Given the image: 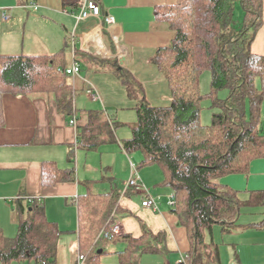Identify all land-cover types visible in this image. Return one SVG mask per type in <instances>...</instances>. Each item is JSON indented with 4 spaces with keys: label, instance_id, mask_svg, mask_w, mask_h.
<instances>
[{
    "label": "trees",
    "instance_id": "trees-1",
    "mask_svg": "<svg viewBox=\"0 0 264 264\" xmlns=\"http://www.w3.org/2000/svg\"><path fill=\"white\" fill-rule=\"evenodd\" d=\"M62 1L70 13L77 14L82 5V0ZM237 2L244 13L240 27L235 18ZM155 15L175 33L151 59L169 83L170 104H152L145 85L130 69L115 59L96 57L101 69L110 68L136 102L137 121L129 123V137L118 140L117 130L124 123L103 108L77 107L78 93L89 87L76 82L82 72L79 61L91 64L93 56L75 47L79 58L75 62L81 70L79 75L69 74L67 68L74 64L67 65L69 40L53 54L0 53V127L6 123V94L55 98L70 123L75 120L76 147L92 151L119 142L126 153L142 154L141 167L159 165L164 175L161 184L176 195L172 210L192 239L187 264H222L219 244L208 238L214 225L219 223L223 232H231L242 226L239 219L244 206H264V191H252L244 199L238 190L220 182L223 176L248 172L254 158L264 157V54L252 49L264 25V0H175L159 6ZM206 69L211 71V92L204 95L200 76ZM223 89L229 95L218 98ZM206 97L218 109L208 125L201 121V103ZM75 153L71 147L70 165L64 168L56 161H43V185L76 181ZM121 195L117 188L107 192L88 189L78 195L77 254L78 259L85 255L84 264H99L97 246L104 240L100 233L119 214H129L120 209ZM17 204V234L9 237L0 227V264H56L66 231L47 217L42 202L26 207L18 199ZM140 221V237L114 233L105 240L124 245L116 252L121 264H141L145 254L170 253L166 232L155 234ZM251 225L263 226L264 219Z\"/></svg>",
    "mask_w": 264,
    "mask_h": 264
},
{
    "label": "crops",
    "instance_id": "crops-1",
    "mask_svg": "<svg viewBox=\"0 0 264 264\" xmlns=\"http://www.w3.org/2000/svg\"><path fill=\"white\" fill-rule=\"evenodd\" d=\"M98 2L101 7L100 17L78 20L76 13H70L64 8L62 0H0V53L53 54L62 49L69 40L71 47L67 56L68 66L79 59L75 47L93 56L91 64L79 61L82 72L76 82L81 87L82 83L89 86L84 91L98 94L99 99L93 100L98 101L99 108L108 113H115V117L118 118L120 111L134 109L136 102L129 98L126 87L110 68L101 69V63L96 58L98 56L103 59H115L120 65L130 69L145 85L148 99L152 104H170L172 92L169 83L161 76L151 59L157 49L168 44L175 35L164 23L156 19V9L172 4L175 0H98ZM3 13L8 17H3ZM107 16L114 17V21L107 22ZM106 35L109 36L114 49L109 46ZM252 49L254 52L264 54V25L259 30ZM4 110L6 123L0 127V203L8 208L9 201L15 202L18 207V199L26 207L34 201L42 202L47 217L52 221L56 220L64 231L72 233L77 239L73 243L76 256L72 264H78L79 223L76 203L78 195L88 189L94 192H107L117 188L122 192L119 206L122 211L129 214L122 213L117 216L115 221L118 225L117 234L128 233L140 237L143 234L140 220L155 234L166 232L170 253L145 254L141 257V264H179L183 256L189 254L193 246L192 239L169 204L168 195L172 190L161 184L164 175L158 166L141 167L142 156L135 161L132 156H128L119 142L104 144L98 149H103L104 153H116L107 156V168L109 171L112 170L113 177H109L107 181L102 177H87V182H94L96 190L88 187V184L85 189L79 172L82 149L76 147L77 127L70 123V118L59 109L55 98L6 94ZM129 136L120 137L118 134L117 137L121 140ZM71 147L76 148L75 160L78 157L77 180L43 185L42 162L53 160L62 168L68 167ZM136 153L139 155V152ZM83 155L86 160L89 151H85ZM130 159L139 166L140 175L149 189V196L155 198L157 208L143 205L144 199L148 196L144 192L134 190L124 192V184L130 176ZM117 164L123 168L121 175L117 170L119 168ZM118 176L124 178L121 184L117 182ZM220 182L238 190L240 197L244 199L248 198L252 191H264V157L254 158L248 172L223 176ZM59 204L63 210L67 209V215H62L64 219L66 216L70 217L68 221L70 224L77 221L74 229L67 230L60 220L62 217L52 215ZM75 214L77 220L74 218ZM6 215L5 218L0 214V227L4 232L6 226H10L7 221L17 222V209L11 210L8 218ZM263 219L240 222L242 226L236 230L239 232L260 230L264 225L253 226L251 223H259ZM123 247L122 243L112 244L101 240L97 246L99 264H121L116 252ZM234 253L235 262L243 263L236 246Z\"/></svg>",
    "mask_w": 264,
    "mask_h": 264
},
{
    "label": "rangeland",
    "instance_id": "rangeland-1",
    "mask_svg": "<svg viewBox=\"0 0 264 264\" xmlns=\"http://www.w3.org/2000/svg\"><path fill=\"white\" fill-rule=\"evenodd\" d=\"M243 16H244V13H243L241 3L237 2L235 6V18H236V21H238L237 27L241 26ZM200 90L202 94L204 95L211 92V71L209 69L204 70L200 76ZM228 95H229L228 91L224 89L218 91V98H225ZM76 101H77V106L79 108H84V107L99 108L100 107L97 103L98 101L95 102L92 99V95L90 91L81 92L76 98ZM217 111L218 109L213 106V99L210 97H206L201 103L202 123L206 125L210 124L212 122L213 113ZM109 113L110 114L112 113L111 115L113 117L116 116L115 113L113 112H109ZM262 116L264 118V103L262 106ZM118 118L122 119L121 121H123L124 125L118 128L117 136L118 134L120 135V137H125L126 135L129 136L131 134V126L129 125V123H133L137 121L136 110L135 109H124L120 111V117ZM107 146H112V145H107ZM102 150L103 149L89 151V156L86 160H85V156L83 155L85 154V150L84 151L80 150L82 153L80 154V157H79V161H80L79 162V172H80L81 179H83L82 183H84L83 185L86 186L85 189H87V185H86L87 177H96V178L102 177V179H105L106 181L109 179V177H113L112 170L109 171L107 168V165H108L107 156L110 157V155H113L116 153H110V152L104 153V150L103 151ZM140 155L142 156L140 152H139V155L136 152H132L128 154V156H132V158L135 161L136 159H138ZM128 156H127V159H129ZM76 160H75V165L77 167V173H78V157L76 158ZM116 166L119 167L117 170L121 175L123 173V168L120 167V164H117ZM153 166H158V168H160L159 165H146L144 166V168H148V167L152 168ZM118 178L119 180H117V182L121 184L124 178L120 176H118ZM88 182H87L88 187L90 186L91 188L96 190V185H94V182H89V183ZM9 204H10V207H8L9 208L8 209L0 203V214L2 217H5L7 213L6 216L8 218L9 212H11V210H14V209L16 210L18 208L16 207V204L13 201H9ZM262 211H264V207L262 206H244L242 208L239 222L247 223L249 221H260L261 219L264 218V212ZM66 212H67V209L63 210L59 204L57 209L52 212V215L62 217L60 220L63 221L62 223L64 227H67V230L74 229V227L77 226V221L71 222L72 224H70L68 222L70 217L66 216L65 219L63 218L64 215H67ZM74 218L77 220L76 214L74 215ZM2 221L4 222L3 219ZM7 222L9 223L10 226L9 227L6 226L5 234L9 237H14L18 230V224L17 222L13 220L11 221L9 220ZM58 225L60 226V224ZM69 232H72V231H69ZM211 237H213L215 242L219 244L222 264H233L235 262V259H236L235 253H234L235 246L238 249V253L240 254L241 261L244 264L245 263L246 264H264V227L261 228L260 230L256 229L255 231L245 230V231L239 232L235 228L231 232H223L221 225L217 223L213 227L212 235L210 234L208 238H211ZM76 241L77 239L76 237H74L72 233H67V232L64 233L63 237L60 240L56 264H72L75 262L76 253H75L73 243ZM185 255L183 256V258L185 257Z\"/></svg>",
    "mask_w": 264,
    "mask_h": 264
},
{
    "label": "built area",
    "instance_id": "built-area-1",
    "mask_svg": "<svg viewBox=\"0 0 264 264\" xmlns=\"http://www.w3.org/2000/svg\"><path fill=\"white\" fill-rule=\"evenodd\" d=\"M101 15V7L98 0H82V5L79 12L76 14L78 20H83L89 17H100ZM3 17L7 18V14L3 13ZM106 21L112 23L114 21V17L107 16ZM81 70V66L79 63L74 62V64L67 68V72L72 75H79ZM92 97L94 100L99 99V96L96 92L92 93ZM71 123L75 125V120H71ZM134 190L139 192H144L146 199L143 201V205L157 208L156 200L154 197L149 196V189L145 185L140 175L139 166L130 159V177L126 181L124 185V192ZM169 204L174 206L176 204V195L174 192L168 195ZM114 233H118V225L113 223L109 228L103 230L99 238H103L104 240H109ZM188 255H186L179 264H187ZM85 255H79L78 264L85 263ZM233 264H236L234 262Z\"/></svg>",
    "mask_w": 264,
    "mask_h": 264
}]
</instances>
